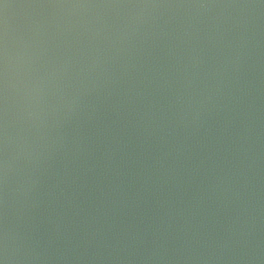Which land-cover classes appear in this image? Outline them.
Masks as SVG:
<instances>
[{
	"label": "water",
	"instance_id": "1",
	"mask_svg": "<svg viewBox=\"0 0 264 264\" xmlns=\"http://www.w3.org/2000/svg\"><path fill=\"white\" fill-rule=\"evenodd\" d=\"M0 264H264V0H0Z\"/></svg>",
	"mask_w": 264,
	"mask_h": 264
}]
</instances>
